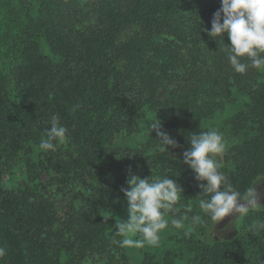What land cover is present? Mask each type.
<instances>
[{"label": "trees", "instance_id": "1", "mask_svg": "<svg viewBox=\"0 0 264 264\" xmlns=\"http://www.w3.org/2000/svg\"><path fill=\"white\" fill-rule=\"evenodd\" d=\"M220 8L221 0H0V264H264V231L248 228L264 211L212 239L198 207L206 181L183 163L193 133L220 130L233 187L264 176V72L236 73L227 33L208 35ZM54 114L68 139L42 150ZM159 123L177 147L159 150ZM130 175L173 179L183 189L176 216L202 223L185 222L157 247H120Z\"/></svg>", "mask_w": 264, "mask_h": 264}, {"label": "clouds", "instance_id": "2", "mask_svg": "<svg viewBox=\"0 0 264 264\" xmlns=\"http://www.w3.org/2000/svg\"><path fill=\"white\" fill-rule=\"evenodd\" d=\"M227 33L230 46L225 45L228 61L236 73L244 74L249 68L264 72V0H221L211 21L208 35L222 36ZM243 58H247L244 62ZM79 105L72 108L75 111ZM50 127L40 141L42 150L55 151L58 144L68 139V129L61 124L58 115H52ZM159 140V150L167 151V146L177 147V142L170 135L160 130V123L152 125ZM190 146L183 152V163L195 173L202 189L198 201L199 209L216 225L226 216L243 221L250 213L264 211L259 193L254 185L264 180L256 178L243 192L236 190L229 182L228 175L222 171L223 163L218 157L226 152L227 144L222 133L217 130L193 133ZM127 188L122 191L127 198L129 218L117 224V235L121 236L120 247L142 249L146 245L157 247L160 233L171 224L176 229H185L187 221L191 226H199L202 217L199 214L189 217L186 213L179 217L178 206L183 189L173 179L166 177L140 178L130 175L126 180ZM191 211L190 208L186 209ZM172 214V219L167 217ZM249 231H264V220H255L248 225ZM139 237L133 239L132 237ZM7 255L5 247L0 246V257Z\"/></svg>", "mask_w": 264, "mask_h": 264}, {"label": "rangeland", "instance_id": "3", "mask_svg": "<svg viewBox=\"0 0 264 264\" xmlns=\"http://www.w3.org/2000/svg\"><path fill=\"white\" fill-rule=\"evenodd\" d=\"M163 100H164L163 94L159 96L158 99H156V101H159V102H162ZM145 120H147V117L143 118V122ZM144 123L145 124L149 123V121L147 120ZM218 132L222 133L220 130H218ZM40 178L42 181H45L48 177L46 175H42ZM4 179L6 178L4 177ZM255 187L257 191L261 193L260 203L261 205H264V183H258ZM233 219L234 217L232 215H229V216H226L222 221L214 225L211 231V234H210L211 238L216 240V239H226V238L232 237L235 233V228H236L235 225L237 224V221ZM173 230H174V227L171 224H169V226L160 233L159 245H161V243H163L164 241H167L170 238V235Z\"/></svg>", "mask_w": 264, "mask_h": 264}]
</instances>
